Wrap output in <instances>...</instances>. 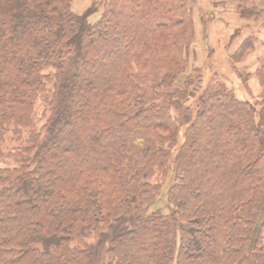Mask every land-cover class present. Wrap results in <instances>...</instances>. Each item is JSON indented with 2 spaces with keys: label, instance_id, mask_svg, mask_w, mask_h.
Instances as JSON below:
<instances>
[{
  "label": "trees",
  "instance_id": "16d2710c",
  "mask_svg": "<svg viewBox=\"0 0 264 264\" xmlns=\"http://www.w3.org/2000/svg\"><path fill=\"white\" fill-rule=\"evenodd\" d=\"M72 1L0 0V264H98L104 243L103 264H264V58L257 103L196 90L193 0H105L95 23Z\"/></svg>",
  "mask_w": 264,
  "mask_h": 264
},
{
  "label": "rangeland",
  "instance_id": "374dc122",
  "mask_svg": "<svg viewBox=\"0 0 264 264\" xmlns=\"http://www.w3.org/2000/svg\"><path fill=\"white\" fill-rule=\"evenodd\" d=\"M249 1L251 4L264 8V0ZM104 3L105 0H73L71 10L76 15H83L89 11L92 13L89 20L95 23L102 15ZM238 5L237 0H193L195 42L192 48L193 52L189 51L190 53L187 54L188 59L190 58V65L185 70L186 73L181 75L180 80H184L186 75L194 72L192 88L199 90L205 86L210 77L215 76L230 89H233L238 98L257 103L262 96V88L255 72L264 58V28L253 27L251 23L243 20L237 10ZM235 35L239 37L234 38ZM249 35L256 37L255 49L240 62L234 63L235 67H232L230 57L236 52L242 40ZM192 69L195 70L191 71ZM191 82L193 83V81ZM50 91L51 85H49ZM46 97L47 95H42L36 103L35 128H40L45 121L42 119L41 113ZM13 140V134H7L3 144L5 150H11L17 146ZM172 179L171 172L165 179L161 177L152 179L153 183L157 182L161 185V190L159 197L150 207L151 210H163L165 213L170 211L167 192L172 184ZM98 239L97 236H93L86 239L85 242L97 243ZM107 249V243L99 248L98 264H103Z\"/></svg>",
  "mask_w": 264,
  "mask_h": 264
}]
</instances>
